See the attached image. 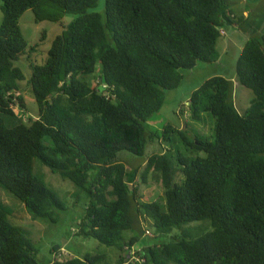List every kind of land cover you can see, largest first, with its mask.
I'll list each match as a JSON object with an SVG mask.
<instances>
[{"label": "trees", "instance_id": "obj_1", "mask_svg": "<svg viewBox=\"0 0 264 264\" xmlns=\"http://www.w3.org/2000/svg\"><path fill=\"white\" fill-rule=\"evenodd\" d=\"M0 1V187L34 219L56 223L55 211L64 205L35 173L40 159L89 194L79 233L116 247L117 264L132 250L145 259L137 264H264V33L246 41L235 68V80L254 93L250 107L240 112L234 81L214 75L184 106L192 122L211 115L212 140L188 122L183 129L168 123L157 137L171 147L147 154L146 124L167 92L183 84L184 71L219 60L225 26L241 27L230 5L106 0L101 14L87 12L98 0ZM29 9L38 20L54 22L80 14L37 63L40 45H29L19 23ZM22 58L30 62L28 79L17 65ZM98 69L101 83L93 84ZM25 81L38 104L35 116L21 93ZM18 108L29 118L9 126L6 117ZM178 144L190 155L172 154ZM125 151L144 160L132 167L121 157ZM174 160L181 167L178 181ZM141 169L143 183L153 178L162 185L163 202L143 200L140 183L131 182ZM10 216L0 203V264H41L29 231ZM141 220L170 239L135 248L142 236H153L144 227L139 234ZM203 221L210 231L192 236L198 229L185 228ZM107 256L88 253L46 264H107Z\"/></svg>", "mask_w": 264, "mask_h": 264}, {"label": "rangeland", "instance_id": "obj_2", "mask_svg": "<svg viewBox=\"0 0 264 264\" xmlns=\"http://www.w3.org/2000/svg\"><path fill=\"white\" fill-rule=\"evenodd\" d=\"M231 10L237 15H241L242 11L246 8L252 10L250 22L255 24V27L262 24L264 26V0H225ZM1 5V1H0ZM106 0H98L95 8L87 9V12H99L105 13ZM52 8H47L46 12L49 13ZM80 14H65L61 21H51L50 19L38 20L35 12L32 9L26 11L20 19V27L23 35L29 45H40V50L34 55V62H41V59L47 55V51L52 46L53 39L60 34L74 19ZM3 21V12L0 8V25ZM231 26H225L224 30L231 31ZM236 44V41H235ZM229 49V53L225 54L222 46L219 48V59L216 63H200L195 69L184 71L185 79L183 84L173 90L168 91L166 99L161 109L153 115V117L146 124L147 134L151 136L150 145L148 146L147 154L153 152L162 151V147L170 148L171 143L160 144V140L157 135L161 133V129L164 125L170 123L179 126V128H185L186 122L191 124V127L196 130L199 136L204 135L209 140H212L214 120L210 114L205 113L203 120L200 122H192L190 120L188 111L184 109V106L188 105V100L191 93L196 90L201 84L214 75H226L227 77L233 76L235 67L240 54L235 46ZM17 65L20 66L27 75V79L30 77L31 69L29 67L30 62L27 58H22ZM100 69L94 75L93 84L101 83ZM236 73L234 74L235 79ZM21 93L25 98L26 107L30 115H37L38 104L35 96L30 92V87L27 85V81L21 84ZM105 86V85H104ZM102 86V88L104 87ZM234 99L236 106L240 112H245L251 104L254 98L252 90L244 87L238 81H234ZM29 114L25 113V110L18 108L16 116L6 117V121L9 126H15L21 122H26L29 118ZM192 122V123H191ZM193 135V134H191ZM176 151H181L185 155H190L186 148L182 145H176L173 148L172 154L176 155ZM121 157L132 167H137L144 160L143 157L131 154V152L121 153ZM173 165L178 170L177 179L182 176L180 169L177 167L178 163L174 160ZM34 171L37 173L46 186L53 191L57 198L63 203L64 209H57L56 218L57 222L53 223L49 219L37 220L34 219L27 211L25 205L13 194L9 193L2 187H0V203L8 207L11 212L10 220L14 225L21 226L27 229L30 233V238L37 250V259L41 264H46L52 260H63L74 257H84L88 253H104L108 254L107 264H117L120 251L116 247H109L101 243L97 239L81 235L79 233V223L86 213V205L90 202V196L83 189L77 187L73 182L68 179H64L60 174L53 173L46 165L42 163L40 159H35ZM141 171L136 175V181L133 183H140V194L144 196L143 200L146 201H159L163 202L162 197L163 188L162 185L156 182L153 178L149 183H143L141 179ZM204 222V223H203ZM192 223L185 228L195 226L198 230L190 232L192 236H198L201 232L210 231L212 229L209 221ZM137 223L136 226L139 229V234L142 228H148V233L153 234L150 236H140V241L135 245V248L141 249L142 246L148 243H155L158 241L169 240L167 235H161L156 233L152 226V222ZM149 226V227H147ZM206 226V227H205ZM209 226V228H208ZM202 227V228H201ZM176 230L173 232L175 233ZM132 236V232L125 233V236ZM155 241V242H153ZM56 245H60L58 252H53L52 248Z\"/></svg>", "mask_w": 264, "mask_h": 264}, {"label": "crops", "instance_id": "obj_3", "mask_svg": "<svg viewBox=\"0 0 264 264\" xmlns=\"http://www.w3.org/2000/svg\"><path fill=\"white\" fill-rule=\"evenodd\" d=\"M252 13H253L252 10H249L248 8L244 9L241 15H238L239 17H237L236 19L238 20V22H241V27H239L238 24H234L232 25L233 27L231 31H226L223 29L225 33L222 35V37L218 41V50L222 46L224 53L228 54L229 49L233 48L232 46H235L239 54H241L243 47L249 38H251L254 35H259V34L264 33V26L262 27V24L255 27V24L250 22ZM235 41H236V44H235ZM218 61H220V59ZM233 76L229 78L235 81Z\"/></svg>", "mask_w": 264, "mask_h": 264}, {"label": "built area", "instance_id": "obj_4", "mask_svg": "<svg viewBox=\"0 0 264 264\" xmlns=\"http://www.w3.org/2000/svg\"><path fill=\"white\" fill-rule=\"evenodd\" d=\"M144 261L145 259H143L139 255H136L135 251L132 250L130 253H128V260L124 264H137V263H142Z\"/></svg>", "mask_w": 264, "mask_h": 264}, {"label": "water", "instance_id": "obj_5", "mask_svg": "<svg viewBox=\"0 0 264 264\" xmlns=\"http://www.w3.org/2000/svg\"><path fill=\"white\" fill-rule=\"evenodd\" d=\"M55 248H56V250H58L60 248V246L59 245H56Z\"/></svg>", "mask_w": 264, "mask_h": 264}]
</instances>
